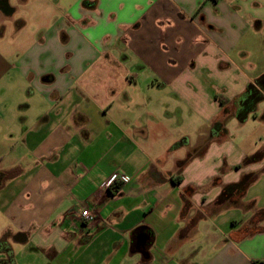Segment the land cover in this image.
Segmentation results:
<instances>
[{"label":"crops","instance_id":"0c3cea01","mask_svg":"<svg viewBox=\"0 0 264 264\" xmlns=\"http://www.w3.org/2000/svg\"><path fill=\"white\" fill-rule=\"evenodd\" d=\"M261 75L264 0H4L0 262L264 264Z\"/></svg>","mask_w":264,"mask_h":264},{"label":"trees","instance_id":"16d2710c","mask_svg":"<svg viewBox=\"0 0 264 264\" xmlns=\"http://www.w3.org/2000/svg\"><path fill=\"white\" fill-rule=\"evenodd\" d=\"M216 100L222 107H226L228 100L224 97L217 96ZM238 105L235 111V118L238 122L243 123L249 115H254L259 103L264 101V75L257 77L252 83L248 84L244 93L238 100ZM224 114L227 116L228 111L225 108ZM221 126V123H218ZM255 175H245L238 183L228 185L223 188L217 203L222 207L237 206L240 197L244 194L245 190L255 181ZM120 186L112 185L109 187L110 193L117 192ZM0 264H5L0 262Z\"/></svg>","mask_w":264,"mask_h":264},{"label":"rangeland","instance_id":"374dc122","mask_svg":"<svg viewBox=\"0 0 264 264\" xmlns=\"http://www.w3.org/2000/svg\"><path fill=\"white\" fill-rule=\"evenodd\" d=\"M30 3H31V1H30ZM25 10H26V8H19L17 14L15 15V17L16 18L24 17V13H26ZM128 60L129 59H126V61H120L119 62L120 63L119 65L122 66V67H124V68H134L135 69V66L132 63H130ZM144 82L145 81H143V82L140 81L139 82V85L140 84L141 85L144 84ZM228 88H229V86H228ZM142 92H143V94H145L144 91H141V93ZM137 95L138 96H136V99H141L142 96H140L139 94H137ZM259 104H260V107H261L264 104V101H262ZM7 244H9V246H10L11 249L13 247V249H14L13 256H15V259L17 260V262H21V261H26L27 260V257H26L27 254L22 253V251H25L24 250L25 249L24 248L25 247L24 245L14 244V243H12L11 240L8 239V237H7Z\"/></svg>","mask_w":264,"mask_h":264},{"label":"built area","instance_id":"2783aa9c","mask_svg":"<svg viewBox=\"0 0 264 264\" xmlns=\"http://www.w3.org/2000/svg\"><path fill=\"white\" fill-rule=\"evenodd\" d=\"M80 217L84 225L93 223L96 220V215L87 207L81 211Z\"/></svg>","mask_w":264,"mask_h":264},{"label":"water","instance_id":"95a60500","mask_svg":"<svg viewBox=\"0 0 264 264\" xmlns=\"http://www.w3.org/2000/svg\"><path fill=\"white\" fill-rule=\"evenodd\" d=\"M8 2V0H5V4ZM145 247V238H142V239H140L139 238V240H138V242H137V248H142L143 250L142 251H140V253H142V254H144V248Z\"/></svg>","mask_w":264,"mask_h":264},{"label":"flooded vegetation","instance_id":"af4514ba","mask_svg":"<svg viewBox=\"0 0 264 264\" xmlns=\"http://www.w3.org/2000/svg\"><path fill=\"white\" fill-rule=\"evenodd\" d=\"M3 1H4V0H0V4H1V5H2Z\"/></svg>","mask_w":264,"mask_h":264}]
</instances>
